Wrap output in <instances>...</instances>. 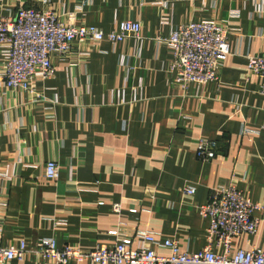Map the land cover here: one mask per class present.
<instances>
[{
  "label": "crops",
  "instance_id": "0c3cea01",
  "mask_svg": "<svg viewBox=\"0 0 264 264\" xmlns=\"http://www.w3.org/2000/svg\"><path fill=\"white\" fill-rule=\"evenodd\" d=\"M51 3L61 20L71 13L77 25L105 33L139 21L143 40H105L88 60L76 59L79 48L55 59V77L37 83L39 99L3 86L0 51V201H7L0 240L14 247L26 241L35 252L11 264H53L36 252L42 239L60 249L112 246L109 233L121 223L173 238L182 253L198 252L210 244L211 224L200 209L217 190L235 184L264 205V99L260 78L246 69L248 57L264 49V0ZM19 6L44 10L42 0H0V16ZM211 19L238 33L230 36L232 57L218 82L184 91L168 74L169 51L155 39ZM201 140L219 144L209 164L198 158ZM51 161L58 179L46 177ZM188 187L196 193L187 195ZM234 248L264 251V223L256 235L236 238Z\"/></svg>",
  "mask_w": 264,
  "mask_h": 264
},
{
  "label": "built area",
  "instance_id": "2783aa9c",
  "mask_svg": "<svg viewBox=\"0 0 264 264\" xmlns=\"http://www.w3.org/2000/svg\"><path fill=\"white\" fill-rule=\"evenodd\" d=\"M44 10L19 6L6 17L0 16V51L3 56L2 84L8 90L22 91L41 98L36 93L37 83L51 80L56 75L55 59L71 58L77 50V60H88L100 45L108 40L112 45L126 44L128 39L143 40V27L139 21H123L110 33L86 24L67 21L52 7L51 0H42ZM162 25L168 24L166 15ZM238 34L215 20L190 21L179 25L168 36L159 35L156 45L166 48L171 55L168 74L186 91L190 86L206 87L219 81L222 67L232 57L230 36ZM249 75L261 80L260 95L264 99V49L259 55L248 57ZM44 100V98H42ZM215 141L201 140L197 154L203 163H211L219 152ZM59 165L51 161L46 165V177L58 179ZM194 195L192 187L185 189ZM7 201H0V212ZM114 211L122 214L119 205ZM203 217L211 221L208 231L210 244L202 251L182 253L173 238L159 236L141 229H128L124 223L109 234L115 244L92 251L70 246L60 249L54 239H42L36 252L53 264H264V251L235 249L234 240L246 234L256 235L264 223V205L247 199L235 184L217 190L200 209ZM132 213L137 211L132 210ZM261 215L260 218L256 214ZM124 217V216H123ZM1 227V225H0ZM159 250L170 252L168 256ZM26 241L18 247L4 246L0 240V264L24 261L31 254Z\"/></svg>",
  "mask_w": 264,
  "mask_h": 264
}]
</instances>
